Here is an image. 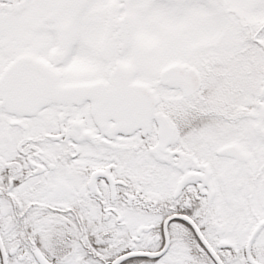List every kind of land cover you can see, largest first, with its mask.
Segmentation results:
<instances>
[{
  "label": "snow or ice",
  "instance_id": "obj_1",
  "mask_svg": "<svg viewBox=\"0 0 264 264\" xmlns=\"http://www.w3.org/2000/svg\"><path fill=\"white\" fill-rule=\"evenodd\" d=\"M0 264H264V0H0Z\"/></svg>",
  "mask_w": 264,
  "mask_h": 264
}]
</instances>
